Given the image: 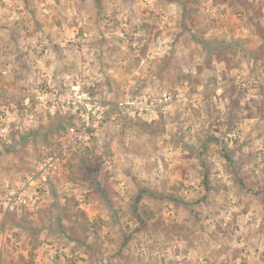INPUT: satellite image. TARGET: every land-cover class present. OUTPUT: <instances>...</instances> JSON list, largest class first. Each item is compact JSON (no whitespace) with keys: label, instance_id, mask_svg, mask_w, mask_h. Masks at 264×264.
Here are the masks:
<instances>
[{"label":"rangeland","instance_id":"374dc122","mask_svg":"<svg viewBox=\"0 0 264 264\" xmlns=\"http://www.w3.org/2000/svg\"><path fill=\"white\" fill-rule=\"evenodd\" d=\"M0 264H264V0H0Z\"/></svg>","mask_w":264,"mask_h":264},{"label":"built area","instance_id":"2783aa9c","mask_svg":"<svg viewBox=\"0 0 264 264\" xmlns=\"http://www.w3.org/2000/svg\"><path fill=\"white\" fill-rule=\"evenodd\" d=\"M127 104V103H124ZM78 130V129H77ZM82 132L83 131H71V136L69 138L68 141H66L65 144L62 145L61 149H60V155H65L67 153V149L69 148V146L71 145V143L76 142L78 139L82 138Z\"/></svg>","mask_w":264,"mask_h":264},{"label":"trees","instance_id":"16d2710c","mask_svg":"<svg viewBox=\"0 0 264 264\" xmlns=\"http://www.w3.org/2000/svg\"><path fill=\"white\" fill-rule=\"evenodd\" d=\"M173 1H174V0H173ZM226 158H227L228 162H231L230 157L227 156ZM140 198H141V194L137 196L136 202H138V201L140 200ZM138 217H139V216H138ZM140 220H141V219H140Z\"/></svg>","mask_w":264,"mask_h":264}]
</instances>
